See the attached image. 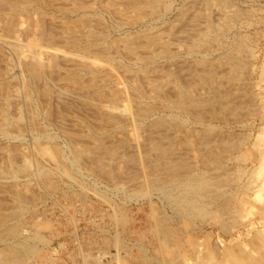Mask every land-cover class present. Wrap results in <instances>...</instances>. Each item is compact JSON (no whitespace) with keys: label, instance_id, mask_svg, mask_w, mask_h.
<instances>
[{"label":"rangeland","instance_id":"374dc122","mask_svg":"<svg viewBox=\"0 0 264 264\" xmlns=\"http://www.w3.org/2000/svg\"><path fill=\"white\" fill-rule=\"evenodd\" d=\"M154 1L138 16L130 0H0V264H74L81 248L161 264V238L166 264H264V0ZM14 37L56 65L33 75ZM119 90L146 117L112 107ZM173 173L209 181L206 213H180Z\"/></svg>","mask_w":264,"mask_h":264},{"label":"bare ground","instance_id":"6f19581e","mask_svg":"<svg viewBox=\"0 0 264 264\" xmlns=\"http://www.w3.org/2000/svg\"><path fill=\"white\" fill-rule=\"evenodd\" d=\"M76 1V0H75ZM129 1V0H128ZM131 2H133L134 4H131V9H135V11L137 10V12L139 13L138 14V16L140 15V16H142L143 14H145V13H147V12H145L144 13V11H142V8L144 9L145 7H149L151 10H153V12H154V9H155V7L156 6H158L157 5V2H155L154 0H147V1H145V4H144V2H143V4L141 3V6L139 5V4H137V2H136V0H135V2H136V4H135V2L134 1H132V0H130ZM122 2V1H121ZM19 4V3H18ZM17 4V5H18ZM15 5V4H14ZM10 6V5H9ZM19 6V5H18ZM143 6V7H142ZM8 9V8H7ZM21 9V8H20ZM79 9V8H78ZM146 10V9H145ZM26 16V15H25ZM9 17V16H8ZM15 18H17V17H15ZM7 19V18H6ZM33 19V18H32ZM88 19V18H87ZM89 21V20H88ZM32 22V21H31ZM12 24V23H11ZM21 25H23V23L21 22ZM214 26V25H213ZM11 27V26H10ZM10 27L8 28V32H9V30H10ZM12 27H13V25H12ZM212 26H210L208 29H210ZM218 27V26H217ZM220 28V27H219ZM215 29V28H214ZM11 31H13V30H11ZM93 31V30H92ZM90 32V34H91V38L95 41L96 40V38H97V36L94 34V31L93 32ZM208 31V30H207ZM210 31V30H209ZM208 31V32H209ZM18 32V31H17ZM16 32V33H17ZM66 32V31H65ZM208 32H206V33H202V34H204V36L203 37H209V34H208ZM24 33V32H23ZM34 33V32H33ZM44 33V32H43ZM212 34V33H211ZM29 35V34H28ZM16 36V35H15ZM200 36V35H199ZM12 38V37H11ZM200 38H202V37H200ZM98 39V38H97ZM101 39V38H100ZM99 39V40H100ZM161 39V38H160ZM206 39H208V38H206ZM90 40V39H89ZM146 41V40H145ZM200 41H201V39H200ZM34 42V41H33ZM46 42V41H45ZM141 42V41H140ZM3 43V42H2ZM5 43V42H4ZM6 43H8V45H10V47H12V48H14V50L13 51H18L19 52V54L23 57H32L33 59H34V61L32 62V63H30L29 64V68L31 69L30 70V72H32L33 73V75H36V76H41V75H43V72L45 71V70H47L48 68H50L51 69V67L52 66H54V65H56V55H57V50H55V49H49V48H47V47H43V46H39V47H37V45L35 46L34 44H32V43H27V44H24V43H22L17 37H14V39H7V41H6ZM52 43V42H51ZM96 43H97V41H96ZM144 43V42H143ZM153 43H157V41H156V39H154V41H153ZM197 43V42H196ZM201 43V42H200ZM46 44V43H45ZM127 44V43H126ZM166 44V43H165ZM26 45V46H25ZM49 45V44H48ZM124 45V44H123ZM127 45H129V44H127ZM194 45H196V44H194ZM134 46V45H133ZM130 47V46H129ZM150 47V46H149ZM192 48L193 47H195V46H191ZM131 49H132V46L130 47ZM130 48H128V50L130 49ZM190 48V47H189ZM191 48V49H192ZM117 49V48H116ZM194 49V48H193ZM188 50V49H187ZM134 51V50H133ZM190 51V50H189ZM130 52V51H129ZM160 53V52H159ZM164 55L166 54V55H168V56H170L171 55V52L168 50V48H167V46H165V48H164V51L162 52ZM154 54V53H153ZM17 55V54H16ZM48 56V59H46L45 58V56ZM158 54H156V55H153L152 57H154V58H156L155 56H157ZM81 58H86V56H84L83 54H82V56H80ZM159 57V56H158ZM151 58V57H150ZM141 59V58H140ZM152 59V58H151ZM18 60V59H17ZM147 60V59H146ZM81 61V60H80ZM86 61V60H85ZM27 62V61H26ZM143 63V62H142ZM58 64V63H57ZM82 64V63H81ZM108 64V63H107ZM140 64V63H139ZM85 65L87 66L88 64H86V62H85ZM27 66H28V64H27ZM91 66H92V64H91ZM236 66V65H235ZM88 67H90V65H88ZM98 67V66H97ZM53 68V67H52ZM92 68H94V65H93V67ZM90 71V70H89ZM111 73V72H110ZM112 74V73H111ZM121 74V73H120ZM112 75H114V74H112ZM165 75V74H164ZM102 76V75H101ZM108 76H109V74H108ZM196 76V75H195ZM104 78V77H103ZM106 78V77H105ZM167 78V77H166ZM159 79L160 81H156V79H155V81H151L153 84H152V86L154 87V89H156V88H158L160 85H162V82L163 83H165V82H167V80L168 79ZM93 80V79H92ZM108 80V79H107ZM70 81V80H69ZM103 81V80H102ZM71 82V81H70ZM95 82V81H94ZM150 82V81H149ZM194 82V81H193ZM77 83H78V81H77ZM84 83V82H83ZM131 83H133V82H131ZM80 84V83H79ZM79 84H77V85H79ZM85 84V83H84ZM81 85V84H80ZM5 86V85H4ZM82 86V85H81ZM87 86V85H86ZM136 88V87H135ZM152 88V87H151ZM81 89V88H80ZM144 89V88H143ZM122 90H124V89H122ZM3 91V90H2ZM24 91V90H23ZM111 91V90H110ZM154 91V90H153ZM27 92V91H26ZM104 92V91H103ZM117 92V91H116ZM124 92V91H123ZM123 92H121L120 90L118 91V93H119V97L117 98L116 96L115 97H113V101H112V103L110 104L112 107H115L116 109H117V111L119 110V112H121V113H123V114H125L126 116H134V117H138L139 119L140 118H143V117H146V115L150 112V109L149 108H147V109H144V108H142V107H138L137 109H135V110H133V104H130V101L127 99V95H124L123 94ZM136 92L138 93V95L139 96H142V97H146L147 95H145V94H143V92H142V90L138 87V88H136ZM117 94V93H116ZM115 94V95H116ZM150 94V93H149ZM9 95H11V94H9ZM14 95V94H13ZM178 95V94H177ZM186 95H189V94H186ZM120 96L121 97H126L125 99L126 100H123L122 101V103H120L119 104V98H120ZM158 96V92L157 91H154L153 92V95H152V97H157ZM183 98H185V96L183 97ZM189 98V97H188ZM121 99V98H120ZM187 99V98H186ZM119 100V101H118ZM166 100V99H165ZM221 100V99H220ZM169 101V100H168ZM194 100H192V102H193ZM203 101V100H202ZM222 101V100H221ZM121 102V101H120ZM190 102V101H189ZM191 102V103H192ZM195 102V101H194ZM198 102V101H197ZM141 103V102H140ZM172 104H174V106H176V107H179V108H182L183 110L185 109V110H187V107L186 106H188V105H185V104H187V103H185L184 101H182V100H178V101H172L171 102ZM143 104V103H142ZM170 104V103H169ZM3 105V104H2ZM188 108H189V106H188ZM214 110V109H213ZM199 116V115H198ZM124 117V116H123ZM137 118V119H138ZM126 119V118H125ZM136 120V119H135ZM162 123V122H161ZM167 130V129H166ZM4 131V130H3ZM6 132H7V130H6ZM9 134V133H8ZM126 135V134H125ZM71 140V139H70ZM203 145V144H202ZM162 148V147H161ZM164 148V147H163ZM167 149V147L166 148H164V149H161L162 150V152L163 151H168V149ZM114 150H116V149H114ZM78 151V150H77ZM108 150H106V152H107ZM111 151H113V149L111 150ZM46 153V152H45ZM109 153H112V152H109L108 151V153L107 154H109ZM166 153V152H165ZM79 153L78 152H75V159L77 160L78 158V155ZM114 154V153H113ZM170 154V153H169ZM168 154V155H169ZM172 154V153H171ZM163 155V157H164V154H161V156ZM162 157V158H163ZM41 159V158H40ZM24 160V164H23V167L22 168H27V164H28V159L27 158H24L23 159ZM75 160V161H76ZM144 163V162H143ZM187 163V162H186ZM176 164H180V163H176ZM182 164V163H181ZM172 165H174V164H172ZM168 166H170V165H168ZM184 166V165H183ZM40 167V166H39ZM174 167V166H173ZM176 167H177V165H176ZM264 168V167H263ZM21 169V168H20ZM28 170V169H27ZM38 170V169H37ZM66 171V170H65ZM164 171V170H163ZM166 171V170H165ZM178 171V170H177ZM176 171V172H177ZM174 175L171 177V186H172V188L173 187H175V191H171L170 193H169V196H170V199L172 198L177 204H178V206H179V211H180V213L184 216L185 215V217H186V215H193L194 213H197V214H201L202 215V213L204 212V213H206L205 212V207L201 204V201L203 200V196H204V193H205V191H204V189H205V187H208V185H209V181H207V180H205V179H201V178H198L197 176H194V175H179V174H177V173H173ZM162 177V176H161ZM148 181V180H147ZM166 181V180H165ZM163 182V181H162ZM169 182V181H168ZM167 182V184H169ZM148 183V182H147ZM155 184V185H154ZM154 184H152L151 183V187L152 186H156V183H154ZM166 184V183H165ZM217 184V183H216ZM10 185V184H9ZM162 186H163V184H161ZM161 186V187H162ZM149 187V186H148ZM148 187H146V189H149ZM165 188H166V186H165ZM170 188V187H169ZM171 188V189H172ZM209 188V187H208ZM171 189H168V190H171ZM142 190V189H141ZM165 190V189H164ZM163 190V191H164ZM174 190V189H173ZM206 190H208V189H206ZM148 192H149V190H147ZM146 191V192H147ZM17 192V191H16ZM15 192V193H16ZM167 192V191H166ZM16 194H19V193H16ZM15 194V195H16ZM166 194V193H165ZM258 194H260V193H258ZM166 196V195H165ZM22 197V196H21ZM169 198V197H168ZM15 201V200H14ZM173 201V202H174ZM178 208V207H177ZM73 210V209H72ZM209 211V210H208ZM122 214V213H121ZM14 215H16V214H14ZM7 217V216H6ZM188 217V216H187ZM201 217V216H200ZM2 220V219H1ZM3 221V220H2ZM92 221V220H91ZM42 222H44V221H42ZM190 224V223H189ZM153 227H154V225H153ZM159 227H162V226H159ZM18 227L17 226H13V227H11L10 228V232H12V235L13 234H17V232H18V229H17ZM164 229V228H163ZM169 229V228H168ZM157 230V229H156ZM160 230H162V228L160 229ZM159 230V232L161 233V231ZM251 231V230H250ZM26 232V231H25ZM164 233V232H163ZM163 233H162V235H163ZM170 234V233H169ZM33 235H35V234H33ZM160 235V234H159ZM10 237V236H9ZM37 239H39V240H41V241H45L44 240V238H43V236L42 235H39V234H37L36 233V236H35ZM160 237H161V235H160ZM170 238V237H169ZM160 239V238H159ZM22 240V239H21ZM23 241V240H22ZM29 241V240H28ZM161 241V242H160ZM159 241V247L157 248V250L159 249V251H160V253H161V255H160V257L158 256V255H156V256H158V261L161 263V264H166L167 263V260L170 258V256H168V254H167V252H164L163 250H161V249H164V246L167 248V241H166V239L165 238H161V240ZM118 242V241H117ZM161 246V247H160ZM8 247V246H7ZM6 247V248H7ZM15 247H17V248H19V252L20 253H22V252H24L25 254H23V255H31V254H33V253H35V251H37V249L35 250V247H33L31 244H27V243H23V242H20V241H16L15 242ZM9 248V247H8ZM11 249H12V247H11ZM15 249V248H14ZM17 250V249H16ZM172 250V249H171ZM9 251H11V250H9ZM22 251V252H21ZM162 251H163V253H162ZM197 251V250H196ZM13 252H16V251H13ZM38 252H39V250H38ZM117 252V251H116ZM3 253H5V252H3ZM3 253H1V254H3ZM11 253V252H10ZM18 253V252H17ZM166 253V254H165ZM12 254H14V253H12ZM11 254V255H12ZM112 254V253H111ZM115 254V253H114ZM10 255V254H9ZM35 255H36V253H35ZM145 255V254H144ZM13 256V255H12ZM16 256V255H15ZM133 256V255H132ZM146 256V255H145ZM19 257V256H18ZM127 257H129V256H127ZM41 258V257H40ZM114 260L116 259L119 263H123V264H128V262H127V260L128 259H126V258H124V257H121L120 256V254L118 253H116L113 257H112ZM130 258H132V257H129V259ZM174 258V257H173ZM20 259V258H19ZM96 259V258H95ZM150 259H151V257H150ZM156 259H157V257H156ZM55 260V259H54ZM140 260V259H139ZM16 261V260H15ZM91 261H93V259L91 260ZM147 261V260H146ZM157 261V262H158ZM170 262V261H169ZM23 263V262H22ZM95 262L93 261V263H90V262H85V264H94ZM99 263H101V259H99ZM4 264V263H3ZM102 264V263H101Z\"/></svg>","mask_w":264,"mask_h":264},{"label":"built area","instance_id":"2783aa9c","mask_svg":"<svg viewBox=\"0 0 264 264\" xmlns=\"http://www.w3.org/2000/svg\"><path fill=\"white\" fill-rule=\"evenodd\" d=\"M52 248L55 250L54 254L56 257L59 256L61 258L64 251H67L68 253V249L65 242H59L57 244H54ZM77 251L78 253L75 256L74 264H85L86 261H91V259H95V258H96L95 259L96 263L94 264H101L103 262H105L106 264H108V262H111L110 264H119L116 260H112V256H111L114 255V253H116V250L115 252H113L111 250H102V249L89 250V249L81 248V249H77ZM99 259L102 260L101 263H99Z\"/></svg>","mask_w":264,"mask_h":264}]
</instances>
